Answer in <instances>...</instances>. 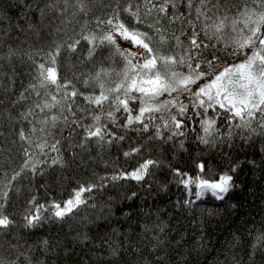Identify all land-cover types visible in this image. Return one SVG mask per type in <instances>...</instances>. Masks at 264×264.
I'll return each instance as SVG.
<instances>
[{"label":"snow or ice","instance_id":"snow-or-ice-1","mask_svg":"<svg viewBox=\"0 0 264 264\" xmlns=\"http://www.w3.org/2000/svg\"><path fill=\"white\" fill-rule=\"evenodd\" d=\"M0 264H264V0H0Z\"/></svg>","mask_w":264,"mask_h":264},{"label":"trees","instance_id":"trees-1","mask_svg":"<svg viewBox=\"0 0 264 264\" xmlns=\"http://www.w3.org/2000/svg\"><path fill=\"white\" fill-rule=\"evenodd\" d=\"M69 2L73 3L74 0H69ZM69 27L71 28L73 27V25H69ZM75 28L76 30H78L79 26L75 25ZM85 52H86V48H82L76 54V56H80L82 53H85ZM76 56L72 57L73 61L76 60ZM91 67H92L91 63L86 62L83 68H78L77 70L83 71L84 69H90ZM66 74L70 75V73H66ZM225 120H226V117L218 120V126L221 127L222 130H225L223 128V125L225 124ZM17 127H19V125H17ZM198 132H199L198 126H196L195 132H192V131L187 132L186 138H185V150L176 151L175 160H172V163L174 165L183 166L184 169L187 171L189 166L192 163V160L196 157L197 153H204V146L200 145L196 140V133ZM211 154L215 155V153H211ZM65 155H67V153H65ZM117 156H118V152L115 148L112 149L111 151H108L107 149H105L104 154H103L104 160H108L110 162L113 158ZM165 158L171 159V153L167 154ZM138 159L139 157H136L131 160H126L124 157L119 156V159L117 162L120 166H132ZM13 163L14 164L19 163V157H16ZM97 170L100 172L104 171L103 163H100L99 168ZM56 175H59V169L56 170ZM64 175L70 178L72 177L71 172H65ZM84 175L85 173L81 172L80 174L76 175L74 178L58 181L57 186L54 189H50L47 196L45 195V192L43 189H39L38 190L39 196L42 200L49 199L52 197L58 200L66 199L71 191V188L76 186L75 181L81 179ZM154 178L161 182H168L172 180V176L170 173L167 172L166 166L161 168L160 170H156V174ZM23 183L26 184L27 181H23ZM39 183H43V180L39 181ZM169 188H170V195H171L172 200H175L178 197L183 195L182 192L178 191L177 185L175 183H169ZM26 195L27 193H22L20 195L13 193L12 202L8 205V208H7V211L9 213H12L13 218L16 219L17 225H19V223L21 222L20 217H19V212L23 208V202H24ZM208 206L209 207L212 206L210 201H209ZM162 208L165 209L164 211L165 217H167L168 215H175V213H173L172 211V208L168 206L167 204L162 205ZM185 216H188V219H185L184 218ZM199 216H200V211L198 209L194 210L190 215L185 213L183 216H181V221L184 224V227L187 228L188 235L190 237V239L186 241L187 243H191V241L195 239V236L199 235V232L197 231L198 225L191 224V220H196ZM181 231L183 232L184 228H181ZM219 239L223 240L224 236H219ZM208 259L211 260V257H209Z\"/></svg>","mask_w":264,"mask_h":264}]
</instances>
